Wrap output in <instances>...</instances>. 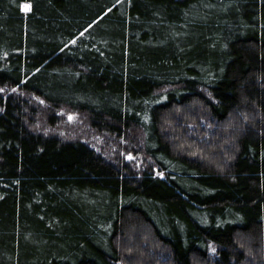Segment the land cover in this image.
<instances>
[{
	"label": "trees",
	"instance_id": "16d2710c",
	"mask_svg": "<svg viewBox=\"0 0 264 264\" xmlns=\"http://www.w3.org/2000/svg\"><path fill=\"white\" fill-rule=\"evenodd\" d=\"M0 91V264H264V0H0Z\"/></svg>",
	"mask_w": 264,
	"mask_h": 264
},
{
	"label": "rangeland",
	"instance_id": "374dc122",
	"mask_svg": "<svg viewBox=\"0 0 264 264\" xmlns=\"http://www.w3.org/2000/svg\"><path fill=\"white\" fill-rule=\"evenodd\" d=\"M22 7H25V5H23ZM24 9L26 10V7ZM1 91H3L2 93L5 97H7L8 95L20 97L21 94V91H19L18 88H8ZM23 96H25V94L22 95V97ZM28 97L30 100L39 101L38 97H34L31 95H29ZM39 102V108H42V110L51 109L50 115H52L53 123L51 124H53V128L47 127V125H49L48 121L46 120V117L44 118L42 116L44 127L41 128V126L39 127L35 125V131H40L44 136H56L58 138H61L62 140H65L66 142L81 141L92 148L93 151L97 155L101 156L104 160L111 162L117 167H120V165H128L131 170H134V172H137L138 170L140 172V170L146 168L147 165H152L150 161L145 159V157L138 154L137 150L140 148L139 143H136L129 138H127L128 142H120L119 139L115 140V138L109 137L107 133H100L92 129L88 124L86 118H82L78 113L69 111L62 107L51 108L43 100ZM165 135L167 136V134ZM126 143L128 145H126ZM122 159L123 161H121Z\"/></svg>",
	"mask_w": 264,
	"mask_h": 264
}]
</instances>
